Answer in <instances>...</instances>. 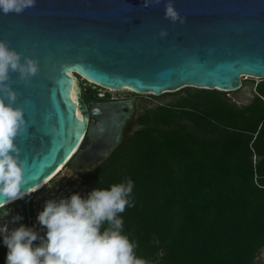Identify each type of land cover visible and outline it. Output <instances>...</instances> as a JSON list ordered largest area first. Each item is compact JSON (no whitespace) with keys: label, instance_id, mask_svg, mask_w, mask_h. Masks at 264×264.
<instances>
[{"label":"water","instance_id":"obj_1","mask_svg":"<svg viewBox=\"0 0 264 264\" xmlns=\"http://www.w3.org/2000/svg\"><path fill=\"white\" fill-rule=\"evenodd\" d=\"M166 3L36 0L21 14L0 12V39L37 59L40 69L28 85L11 73L14 107L23 109L28 123L15 141L26 164L22 191L52 174L72 151L68 165L75 172L96 169L124 137L135 97L95 100L88 108L71 71L137 93L191 86L229 91L237 104L253 101L257 92L241 76L264 77V0H172L182 24L165 19ZM78 132L81 138L64 157ZM257 258L264 264V244Z\"/></svg>","mask_w":264,"mask_h":264},{"label":"trees","instance_id":"obj_2","mask_svg":"<svg viewBox=\"0 0 264 264\" xmlns=\"http://www.w3.org/2000/svg\"><path fill=\"white\" fill-rule=\"evenodd\" d=\"M255 90L248 105L202 88L198 101L145 108L139 127L83 175L91 189L133 181L132 206L120 216L137 257L253 264L264 244V79ZM6 253L0 244V264Z\"/></svg>","mask_w":264,"mask_h":264},{"label":"clouds","instance_id":"obj_3","mask_svg":"<svg viewBox=\"0 0 264 264\" xmlns=\"http://www.w3.org/2000/svg\"><path fill=\"white\" fill-rule=\"evenodd\" d=\"M143 2L148 7L161 0ZM35 4L36 0H0V12L21 14ZM165 19L185 22L172 0L165 4ZM159 35L163 38L168 33L161 29ZM39 71L37 59L24 56L0 39V237L7 248L5 264H146L136 255L137 245L123 234L120 214L132 206L134 184L129 178L107 189L93 188L84 196L73 193L47 200L36 217L44 235L23 224L9 229V223L15 224L22 217L6 220L8 205L37 190H21L26 164L15 141L27 132L28 123L23 109L14 107L17 93L11 73H17L19 81L28 85Z\"/></svg>","mask_w":264,"mask_h":264},{"label":"built area","instance_id":"obj_4","mask_svg":"<svg viewBox=\"0 0 264 264\" xmlns=\"http://www.w3.org/2000/svg\"><path fill=\"white\" fill-rule=\"evenodd\" d=\"M50 185L52 186L51 189H49ZM35 189L37 190L31 191L30 196L16 200L8 205L10 215L6 220L10 221L12 217L16 215L22 217V219L15 224L9 223V229L23 224L27 227H34L40 235H44V230L39 225L36 217L37 214L43 210L47 200L70 197L73 193H79L81 196H84L92 190L89 184L84 180L83 175L75 172L67 162L53 172L44 183L37 186ZM2 243L3 238L0 237V244Z\"/></svg>","mask_w":264,"mask_h":264},{"label":"rangeland","instance_id":"obj_5","mask_svg":"<svg viewBox=\"0 0 264 264\" xmlns=\"http://www.w3.org/2000/svg\"><path fill=\"white\" fill-rule=\"evenodd\" d=\"M78 79H79V85L81 87L80 88L81 96L83 97L85 102L95 101V100H107L106 97L108 98L135 97L134 112L131 118L127 122V126L124 130V136L126 134L133 132L136 128L139 127V125L136 123V116L139 113L143 112L145 108H150L161 103L175 102L178 99L185 100L191 98L193 101L194 100L198 101V97L196 96L195 93L202 90V88L187 86L178 89L176 91L164 92L161 94L137 93L128 89L110 90L106 87L99 86L93 82H90L81 76H78ZM262 79H264V77L247 75L244 76L241 79V81L243 85H247L251 90H254L256 83ZM222 93H224L226 96H228L231 99V97L229 96L230 95L229 91H222ZM88 95L90 97H88ZM95 95H98V97L102 99L94 97ZM254 158L255 156H253V161ZM161 252L162 250L159 252V254ZM149 260H151L152 263V259H148L146 264H149ZM253 263L258 264L257 255L255 256Z\"/></svg>","mask_w":264,"mask_h":264},{"label":"bare ground","instance_id":"obj_6","mask_svg":"<svg viewBox=\"0 0 264 264\" xmlns=\"http://www.w3.org/2000/svg\"><path fill=\"white\" fill-rule=\"evenodd\" d=\"M71 76L73 77V79H74V83H75V86H76V88H78V97L80 96V94H81V87H80V85H79V79H78V76H77V74L75 73V72H72L71 71ZM244 76H247V75H243L242 76V78L244 77ZM84 78V77H83ZM241 78V79H242ZM88 81H90V82H92L91 80H88ZM106 88H108V89H110V90H123V89H128V90H133L132 88H129V87H123V88H113V87H108V86H106ZM73 153H74V151H72L70 154H69V156L63 161V163H61L58 167H57V169H59L64 163H68V161L70 160V158H71V156L73 155ZM56 169V170H57ZM55 170V171H56ZM54 171V172H55ZM51 175V174H50ZM49 175V176H50ZM49 176L48 177H46V178H44L41 182H39L37 185H35L34 187H32V188H30L28 191H30V190H32V189H34V188H36L37 186H39V185H41L42 183H44L48 178H49ZM28 191H26V192H28Z\"/></svg>","mask_w":264,"mask_h":264},{"label":"snow or ice","instance_id":"obj_7","mask_svg":"<svg viewBox=\"0 0 264 264\" xmlns=\"http://www.w3.org/2000/svg\"><path fill=\"white\" fill-rule=\"evenodd\" d=\"M73 99H75V97H73ZM80 120L83 121L84 117L81 116ZM81 125H83V123H81ZM80 133L81 132L75 133L76 139L75 140H71L70 142L67 143L69 147H68V150L65 152V156L64 157H66L68 155V153L71 152L74 149V147L77 144V141L81 138ZM64 157L62 158V161H63ZM60 163H62V162H60ZM28 190L29 189H27L26 191H28Z\"/></svg>","mask_w":264,"mask_h":264},{"label":"flooded vegetation","instance_id":"obj_8","mask_svg":"<svg viewBox=\"0 0 264 264\" xmlns=\"http://www.w3.org/2000/svg\"><path fill=\"white\" fill-rule=\"evenodd\" d=\"M108 99H111V98H108ZM108 99H107V100H108ZM86 104H87V107L90 108V106H91V101L86 102ZM88 120H89V121H94V118L89 114Z\"/></svg>","mask_w":264,"mask_h":264}]
</instances>
